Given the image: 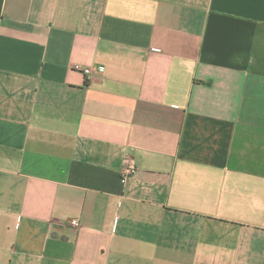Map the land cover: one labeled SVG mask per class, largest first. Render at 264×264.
I'll return each mask as SVG.
<instances>
[{
    "label": "crops",
    "instance_id": "crops-1",
    "mask_svg": "<svg viewBox=\"0 0 264 264\" xmlns=\"http://www.w3.org/2000/svg\"><path fill=\"white\" fill-rule=\"evenodd\" d=\"M0 264H264V0H0Z\"/></svg>",
    "mask_w": 264,
    "mask_h": 264
},
{
    "label": "built area",
    "instance_id": "built-area-1",
    "mask_svg": "<svg viewBox=\"0 0 264 264\" xmlns=\"http://www.w3.org/2000/svg\"><path fill=\"white\" fill-rule=\"evenodd\" d=\"M83 71H84V74L89 73V70L87 68H85ZM134 173H135V166L133 164V161L129 158H125L124 159V165H123V168L121 169V173H120L121 183L123 185L126 184L133 177ZM70 225L72 227H77L78 226L77 220H71Z\"/></svg>",
    "mask_w": 264,
    "mask_h": 264
}]
</instances>
